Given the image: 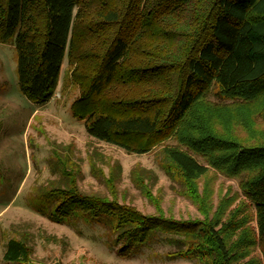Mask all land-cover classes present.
<instances>
[{
	"label": "trees",
	"instance_id": "obj_1",
	"mask_svg": "<svg viewBox=\"0 0 264 264\" xmlns=\"http://www.w3.org/2000/svg\"><path fill=\"white\" fill-rule=\"evenodd\" d=\"M0 42L16 44L20 88L37 104L53 97L67 56L80 89L73 110L86 118L92 138L145 153L176 135L193 153L182 147L167 152L201 216L166 215L147 180L153 173L141 166L132 168L131 179L155 213L121 201L119 161L108 173L91 167L107 193L83 191L80 170L56 151L50 160L56 177L37 190L43 214L104 225L113 235L112 247L125 257L164 237L176 246L170 259L264 264V138L221 136L206 121L219 115L231 125L234 114L204 102L217 83L230 99L248 106L260 102L263 112L264 0H0ZM254 117L247 127L251 138ZM211 167L238 179L255 207L257 228L247 224L240 204L231 207L241 193L213 204L205 188ZM253 247L261 260L250 256ZM31 252L28 240L10 238L3 258L28 262Z\"/></svg>",
	"mask_w": 264,
	"mask_h": 264
},
{
	"label": "rangeland",
	"instance_id": "obj_2",
	"mask_svg": "<svg viewBox=\"0 0 264 264\" xmlns=\"http://www.w3.org/2000/svg\"><path fill=\"white\" fill-rule=\"evenodd\" d=\"M72 68L65 56L53 97L42 104L34 103L19 85L16 44L0 42V264H200L196 260L167 257L176 246L164 237H157L131 257L121 256L112 247L113 235L104 225L84 218L56 221L40 210L37 190L56 177L50 171V160L56 151L64 160H69V167L80 170L78 184L83 191L107 193L105 184L93 175L91 167L94 165L108 173L109 165L119 161L122 175L117 187L121 201L135 205L144 213H155L154 204L131 179L132 168L141 166L153 173L152 179L147 180L154 195L161 198L160 205L166 215L177 219L201 216L187 193L181 169L167 153L170 148L182 147L193 154L190 148L182 146L176 135L145 153H129L92 138L87 133L86 118L78 117L73 110L80 89L72 81ZM204 102L209 108L224 106L232 110L231 125L219 115L212 120L206 118L207 123L211 121L213 131L221 136L231 135L244 141L264 138V110L260 102L248 106L240 99H230L217 83L212 85ZM257 113L260 116L254 117ZM253 117L256 136L251 138L247 127ZM194 155L199 162L207 164L204 158ZM210 174L204 184L213 204L217 205L221 197L231 198L241 193L231 207L240 204L250 218L247 224L257 228L255 207L242 194L238 179L212 167ZM10 238L28 240L32 247L28 262L4 260ZM250 256L261 260L260 249L253 247Z\"/></svg>",
	"mask_w": 264,
	"mask_h": 264
}]
</instances>
